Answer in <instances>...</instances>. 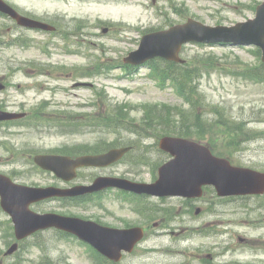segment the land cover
I'll use <instances>...</instances> for the list:
<instances>
[{
  "label": "rangeland",
  "instance_id": "obj_1",
  "mask_svg": "<svg viewBox=\"0 0 264 264\" xmlns=\"http://www.w3.org/2000/svg\"><path fill=\"white\" fill-rule=\"evenodd\" d=\"M4 1L21 15L56 27V33L66 34V40L23 30L8 17H0V43L4 42L3 47L0 46V111L27 115L20 127H0L1 174L14 176L18 184L41 188L89 185L98 176L147 183L162 160L157 149L159 139L165 133L179 130L177 122L180 119L192 123L189 117L193 115H187L189 112L201 116L195 120L198 128L207 133L201 143L214 155L235 166L264 170V85L243 76L245 69L260 62L247 48L181 47L177 58L186 66H196L193 77L199 78V93L205 99L202 107L195 105L191 109H187L171 88H158L144 68L130 77L118 69L104 70L94 76L82 73L86 69L95 70L101 64L121 63L130 52L138 49L144 32L150 35L167 31L188 19L209 27H229L252 20L258 4L256 0ZM19 40L26 44L33 42V47L22 51L18 46L5 44ZM88 115L97 119L122 117L142 131V137L126 131L114 134L91 127H54L53 123L45 122L55 120L54 116L81 119ZM144 115L147 119L162 116L163 119L151 130L149 122L143 124ZM134 141L142 143L140 149L145 145L149 147L146 167L124 162L108 168L81 169L77 179L64 184L32 163L36 154L78 156L120 148ZM113 194L105 193L81 207L50 201L32 209L91 220L113 228L145 225V242L126 259L128 264H176L178 258L174 251L186 252L185 246L189 245L174 236L175 230L182 225L188 230L180 235L185 234L183 238L202 248L221 238L202 237L198 230L216 229L215 233L220 234L225 229L228 253L223 259L216 257L218 264L264 263L261 247L243 249L237 242L238 237L254 239L264 234V228L241 226L243 221L264 225V207L259 209L264 204V196L245 202L219 201L212 204V209H207L206 202L202 201L189 213L176 198L152 199L140 203L144 214L141 219L129 207L120 205ZM210 195L215 198L209 193L204 199L214 203L216 200ZM196 208L201 209L199 215L194 213ZM9 220L0 211V225L4 226ZM158 233L163 235L158 236ZM13 242L10 227L8 231L0 230V264H100L101 261L83 245L64 239L53 230L33 236L12 256L5 257L4 253ZM35 243L42 246L45 252L42 257ZM222 250V247L217 248L218 252Z\"/></svg>",
  "mask_w": 264,
  "mask_h": 264
},
{
  "label": "water",
  "instance_id": "obj_2",
  "mask_svg": "<svg viewBox=\"0 0 264 264\" xmlns=\"http://www.w3.org/2000/svg\"><path fill=\"white\" fill-rule=\"evenodd\" d=\"M0 11L15 18L18 23L32 27H44L27 19H21L0 1ZM232 43L255 45L262 50L264 61V3L257 9L256 19L237 24L232 28H208L190 21L186 25L171 29L167 33L147 36L141 49L130 55L132 62L161 57L176 60L183 44ZM142 54V56H141ZM15 115L0 113V121L13 119ZM160 148L173 159L159 169V179L154 184H135L118 178H97L91 186L69 190L37 189L13 185L0 176V205L12 218L15 235L21 240L32 233L48 228H57L76 235L92 245L100 254L118 261L121 251L131 252L141 239V230H115L100 227L93 222L66 218L54 214L37 215L29 210L32 203L52 197H74L94 193L106 188H120L136 194L151 196H182L197 198L203 185H213L219 196H238L264 193V174L248 169L233 168L225 160L216 159L209 151L194 142L177 138H163ZM128 149H114L98 156H84L76 159L60 156H36L34 162L40 168L52 171L58 178L70 181L81 167H105L118 161ZM16 245L8 251L11 254Z\"/></svg>",
  "mask_w": 264,
  "mask_h": 264
},
{
  "label": "trees",
  "instance_id": "obj_3",
  "mask_svg": "<svg viewBox=\"0 0 264 264\" xmlns=\"http://www.w3.org/2000/svg\"><path fill=\"white\" fill-rule=\"evenodd\" d=\"M151 64H152V67L154 66L157 68L158 66H160L161 70H163L162 68H166L167 71L169 70V72H171L169 73L170 77H173L172 73L176 74L174 78L180 81V83L182 84L181 88L185 92V95H187V99L189 100V103H191L192 107H194L197 102L199 103V105L200 103L203 102L202 97L199 94H196L195 88H192L190 86V83H192L191 81L193 79V75L197 71L196 68H192L190 70V73H188L187 70H182L177 74V71L175 69V68H178L177 65L173 64L172 66H168L169 64H166L160 61H155V62H152ZM248 73H250L255 78L264 80V64H258L257 66H254L248 69ZM192 95H198V99H194V97H191ZM187 115H193L192 117H189L192 119V123L189 120H183V119L178 120L177 124L180 125V128L177 131H173L171 134L175 136H179V137L201 140L207 134L204 129L198 128L199 125L197 121H195L197 119H201V116H199V114L194 115V113L192 112H189V114ZM162 119L163 118L157 119L155 117L149 118V119L145 118L143 119V124H146L149 122L150 129L154 130L158 122L162 121ZM82 120H85L86 123H89V124H92L98 127L114 128V130L116 131H119L117 129L124 128L122 124L124 123V119L122 117H118L115 119H102L98 117L97 119V118H94L92 115H88V116H85V119H82ZM87 121H93V122L90 123ZM133 132H136V131L133 130ZM97 152H94V153H97Z\"/></svg>",
  "mask_w": 264,
  "mask_h": 264
},
{
  "label": "flooded vegetation",
  "instance_id": "obj_4",
  "mask_svg": "<svg viewBox=\"0 0 264 264\" xmlns=\"http://www.w3.org/2000/svg\"><path fill=\"white\" fill-rule=\"evenodd\" d=\"M228 242L229 240L225 238L223 240H220L219 243H215V246L207 245L205 248H202V246L200 247L197 245H193L191 240H185L183 241V243L189 244L185 246L187 248L186 252L184 250L181 251L180 249L174 251V253L177 254V258H178V262L176 264H218L216 262V257L223 259L226 256V254L228 253V250H227V247L225 246L228 245ZM237 242L239 246L242 247L243 249L244 247H247L248 245H253V244L263 246L264 236H260V238L256 239L255 241L246 239V238H239ZM219 247L223 248L221 252L217 251V248ZM189 248H191L192 250ZM135 249L136 248H134V250ZM132 254L123 256L121 259V262L117 264H128V262H126V259H129L132 256ZM227 263L228 262H221L220 264H227ZM109 264H114V263L109 262ZM238 264H241V263H238ZM254 264H263V263L254 262Z\"/></svg>",
  "mask_w": 264,
  "mask_h": 264
}]
</instances>
